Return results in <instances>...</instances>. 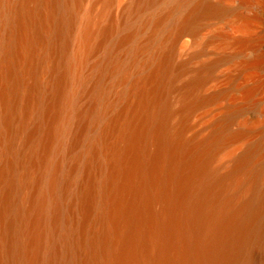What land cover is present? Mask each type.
Instances as JSON below:
<instances>
[{"label": "bare ground", "instance_id": "obj_1", "mask_svg": "<svg viewBox=\"0 0 264 264\" xmlns=\"http://www.w3.org/2000/svg\"><path fill=\"white\" fill-rule=\"evenodd\" d=\"M0 264H264V0H0Z\"/></svg>", "mask_w": 264, "mask_h": 264}]
</instances>
